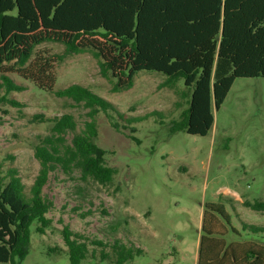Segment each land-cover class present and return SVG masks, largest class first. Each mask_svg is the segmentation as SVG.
Instances as JSON below:
<instances>
[{"label": "trees", "instance_id": "1", "mask_svg": "<svg viewBox=\"0 0 264 264\" xmlns=\"http://www.w3.org/2000/svg\"><path fill=\"white\" fill-rule=\"evenodd\" d=\"M46 42L63 44L66 54L93 51L101 59L102 75L116 79L113 93L131 89L140 71L164 74L170 88L183 80L188 107L180 120L171 122L170 132L207 136L214 109L223 105L236 79L264 78V0H0V103L22 106L12 96L25 90L11 77L17 75L90 109V120L80 132L70 114L34 117L53 127L35 146L40 170L28 192L18 169L4 171L0 164V263L21 264L28 254L31 226L37 223L36 232L44 235L52 225L44 188L53 171L79 172L85 181L102 186L113 183L118 171L107 165L106 151L96 143L99 110L111 118L116 114L127 126L149 118H127L113 102L78 84L55 90L64 55L37 49ZM246 206L264 211V203ZM222 220L240 234L224 204H205L197 264H264V244L227 242ZM242 224L244 230L264 234V226ZM63 239L70 264L86 260L87 238L65 227ZM111 250L116 264H126L143 252L120 240Z\"/></svg>", "mask_w": 264, "mask_h": 264}, {"label": "rangeland", "instance_id": "2", "mask_svg": "<svg viewBox=\"0 0 264 264\" xmlns=\"http://www.w3.org/2000/svg\"><path fill=\"white\" fill-rule=\"evenodd\" d=\"M37 49L64 55L55 90L78 84L113 102L127 118H149L127 126L116 114L111 118L98 111L96 143L106 151L107 165L118 171L113 183L102 186L85 181L79 172L53 171L44 188L52 225L44 235L36 232L37 223L31 226L28 254L21 264H70L65 227L89 240V254L81 264H116L111 250L116 240L143 250L126 264H197L207 203L224 204L238 229L236 235L222 220L227 242L264 244V234L242 226V221L264 226V211L246 206L264 203V78L236 79L223 105L214 109L207 136L172 134L171 122L180 120L188 107L183 80L170 88L164 74L140 71L131 89L113 93L116 79L102 75L101 59L93 51L66 54V47L57 42ZM11 77L25 90L12 94L21 107L0 103V164L4 171L17 168L28 192L40 170L35 146L53 127L34 117L70 114L80 132L90 120V109ZM72 137L67 135L69 141Z\"/></svg>", "mask_w": 264, "mask_h": 264}]
</instances>
